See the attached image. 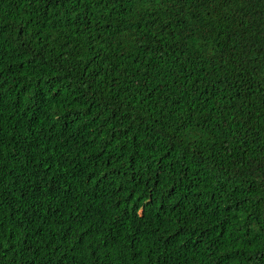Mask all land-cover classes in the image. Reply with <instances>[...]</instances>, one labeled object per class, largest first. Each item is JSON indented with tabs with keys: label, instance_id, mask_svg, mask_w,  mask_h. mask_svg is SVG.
<instances>
[{
	"label": "trees",
	"instance_id": "16d2710c",
	"mask_svg": "<svg viewBox=\"0 0 264 264\" xmlns=\"http://www.w3.org/2000/svg\"><path fill=\"white\" fill-rule=\"evenodd\" d=\"M0 264H264V0H0Z\"/></svg>",
	"mask_w": 264,
	"mask_h": 264
}]
</instances>
